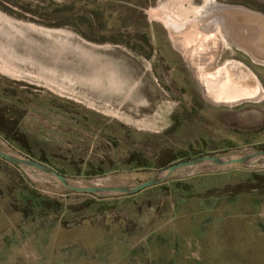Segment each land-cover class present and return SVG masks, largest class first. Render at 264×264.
<instances>
[{
	"label": "rangeland",
	"instance_id": "obj_1",
	"mask_svg": "<svg viewBox=\"0 0 264 264\" xmlns=\"http://www.w3.org/2000/svg\"><path fill=\"white\" fill-rule=\"evenodd\" d=\"M216 1L264 14V0ZM205 2L0 0V88L9 91L3 98L27 108L22 129L53 165L86 185L132 186L153 177L160 170L133 169L119 160L137 151L153 157L166 143L207 153L255 152L264 145V132L246 144L236 130L264 127V62L220 23L217 30L194 33L202 22L189 8ZM68 7L74 17L55 12ZM86 10L99 12V27ZM169 20L190 24L172 32ZM236 26L228 29L239 36ZM227 68L236 80L254 76L258 97L218 99L205 79L217 70L224 77ZM186 109L192 118L183 117ZM175 115L180 126L165 134ZM229 141L235 148H224ZM0 147L26 157L1 137ZM105 154L118 161L113 170L77 174L92 163L109 168ZM254 170L264 164L196 165L175 172L170 184L201 191L217 176L237 181L233 175ZM20 172L28 185L67 204L85 198L43 171ZM65 216L27 219L0 193V264H264V195L256 193L181 198L156 189L121 201L105 217L64 226Z\"/></svg>",
	"mask_w": 264,
	"mask_h": 264
},
{
	"label": "trees",
	"instance_id": "obj_2",
	"mask_svg": "<svg viewBox=\"0 0 264 264\" xmlns=\"http://www.w3.org/2000/svg\"><path fill=\"white\" fill-rule=\"evenodd\" d=\"M86 11L84 15L85 17L89 15L90 19L88 21L91 25L93 27H99V25H101L99 12L97 10ZM55 12L61 14L62 17L68 15L74 17L72 7L59 9ZM83 34H85V36L87 35L84 32ZM115 41L120 42L121 40L116 39ZM8 95L9 91L6 88H0V137L6 141L11 148L19 151L24 156L46 163L60 173L68 176L66 169L57 168L53 165L51 155L46 149H43L37 140L22 129L21 122L28 110L23 106L11 103L3 98V96ZM191 112V110L186 109L183 117L185 119L192 118L193 115ZM174 120L175 124L168 129L165 134L172 133L180 126L181 119L178 115L174 116ZM236 132L239 133L240 136L245 137L246 144H252L251 140H256L258 136L264 132V127L241 128L237 129ZM110 144L112 147L117 146L114 142H110ZM224 148H235V145L233 142L229 141L228 145L224 146ZM260 149H264V145H261ZM207 155H217V153H207L203 148H197L195 146L179 149L166 143L161 146L153 157L137 151L119 160V163L122 166L130 165L133 169L153 168L161 170L182 160ZM104 157L103 164L109 165V168L92 163L86 169H77V174L95 177L104 175L110 169L113 170V166L116 165L118 161L112 159L111 156L107 154H105ZM21 169L22 167L0 156V193L7 196L13 209L22 213L25 218L64 214L66 215L63 221L64 226L81 224L90 220L93 216L105 217L115 212L121 201H129L132 197L140 195L145 191H154L156 189L164 190L165 193L168 194L175 193L181 198L237 197L250 193L264 195V170H254L245 172L241 176H237L236 174L233 175V178H238L237 181L221 180L224 176H217V182H215V184L205 187L201 191L195 190V187L189 183L176 182L172 186L170 184L172 182L171 179L134 195L106 197L72 190L70 193H75L85 198L81 202L67 204L63 198H56L43 194L40 190L28 185L20 172Z\"/></svg>",
	"mask_w": 264,
	"mask_h": 264
},
{
	"label": "bare ground",
	"instance_id": "obj_3",
	"mask_svg": "<svg viewBox=\"0 0 264 264\" xmlns=\"http://www.w3.org/2000/svg\"><path fill=\"white\" fill-rule=\"evenodd\" d=\"M189 11L199 14V21L202 22L197 31L194 29V33L199 31L209 33L210 31H214V29H218L222 26V28H224V32H226L228 36H231L238 46L247 47L249 49L251 48L255 58L264 62V17L253 13L250 15L246 13L245 10L231 5L220 4L216 0H206L202 7L189 8ZM239 16L242 17L239 19ZM238 19H243L242 21L245 23L244 27L239 26V23L241 22H238ZM236 21L237 24H234ZM168 22L171 25L172 32L184 31L190 24H180V22L175 20H169ZM219 23L221 26L217 25ZM229 25H237L236 28L237 30L239 29L238 32H240V38L239 36H235V34L228 29ZM257 30L260 34L254 37ZM215 73L216 75L213 74V76H211L208 80L205 79V83L207 86L214 84L216 89L214 94L220 100L233 102L245 98H257L258 94L261 92L260 83L254 76L248 77L250 78V81H248V79L245 80L242 78L240 80H236V75L233 69H229L224 77L219 75L220 70L215 71Z\"/></svg>",
	"mask_w": 264,
	"mask_h": 264
},
{
	"label": "water",
	"instance_id": "obj_4",
	"mask_svg": "<svg viewBox=\"0 0 264 264\" xmlns=\"http://www.w3.org/2000/svg\"><path fill=\"white\" fill-rule=\"evenodd\" d=\"M244 8V7H242ZM246 9V8H244ZM248 10V9H247ZM251 11V10H248ZM264 17V14L255 13ZM259 32V31H258ZM0 156L9 160L10 162L24 168H34L43 171L59 182L65 187L76 192H88L97 195H109V196H123V195H134L147 188L161 184L169 180L172 175L184 168L192 167L196 165H214V166H228V165H261L264 164V149H257L251 153H228V154H217L193 157L190 159L182 160L171 164L170 166L161 169L153 177L141 181L137 185L132 186H120V187H106L97 185H86L75 181L67 175H64L57 171L52 166L43 163L37 159L31 157H23L13 152L4 150L0 147Z\"/></svg>",
	"mask_w": 264,
	"mask_h": 264
}]
</instances>
